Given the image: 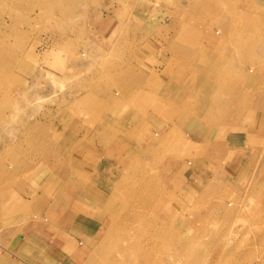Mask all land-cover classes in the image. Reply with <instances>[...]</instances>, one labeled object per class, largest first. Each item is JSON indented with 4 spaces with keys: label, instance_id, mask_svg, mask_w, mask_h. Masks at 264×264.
Wrapping results in <instances>:
<instances>
[{
    "label": "rangeland",
    "instance_id": "rangeland-1",
    "mask_svg": "<svg viewBox=\"0 0 264 264\" xmlns=\"http://www.w3.org/2000/svg\"><path fill=\"white\" fill-rule=\"evenodd\" d=\"M109 9L125 24L111 38L106 37L110 27L103 22ZM158 12L173 22L207 26L222 40L225 67L213 64V71L220 67L222 74L221 78L215 74L219 85L213 103L264 109V0H0L3 197L24 182L28 199L35 204L59 198L66 185L93 183L95 177L87 171L90 126L96 120L90 113L104 115L101 123H123L130 112L127 101L121 111L101 110L110 106L115 92L123 95L130 64L122 59L138 50L133 45L108 48L105 40L137 39V45L151 39L157 24L165 21ZM129 24L138 25L131 29ZM201 97L188 99L196 104ZM80 108H85L82 117ZM212 114L210 120L218 124L228 112ZM145 121L156 137L157 124L151 118ZM226 130L222 128L219 138L226 137ZM107 132L122 133L112 124ZM260 139L263 142L256 147L262 148L247 155L236 176L222 179L211 164L213 175L207 174L204 186L195 192L192 207L185 203L189 194L181 190L191 171L186 159L171 168L168 159L154 157V152L142 159L133 157L129 171L115 178L114 189L104 197L107 205L99 201L105 204L103 231L78 263L50 256L39 243L28 259L12 249L8 236L0 240L4 244L0 253L11 264H264V137ZM171 185L178 191H171ZM192 215L200 219L190 226L186 218ZM28 220L5 219L0 232L3 227L33 225ZM6 257L0 264H9ZM50 257L53 260L48 261Z\"/></svg>",
    "mask_w": 264,
    "mask_h": 264
},
{
    "label": "crops",
    "instance_id": "crops-1",
    "mask_svg": "<svg viewBox=\"0 0 264 264\" xmlns=\"http://www.w3.org/2000/svg\"><path fill=\"white\" fill-rule=\"evenodd\" d=\"M158 14H161L158 18L165 21L157 24V32L154 31L152 36L154 38L148 37L137 45V39L134 42L114 38V43L105 40L108 48L133 45L138 50L135 55H127L122 59V62L130 64L124 76L126 81L122 84L123 95L115 92L116 97L109 98L110 106L101 110L103 113L106 110L109 114L121 111L127 106L124 102L127 101V112L130 111V114L123 116L122 124H114L122 133L119 136L110 135L107 130L111 124L114 126V122L101 123L104 115H100L98 111L96 114L90 113L91 120H96L90 126L91 161L90 170L87 171L95 177V180L92 179L93 183L74 184L72 188L66 185L59 198L47 202L41 200V203L35 204L28 199V188L24 186L27 183L23 182L10 190L4 194L5 197L1 192L0 223L5 219L26 222L28 217L27 222H33V225L25 223L24 227L10 226L1 229L0 240L10 237L11 241L8 242L13 245L15 252L30 259L35 254V244L39 243L49 249L50 256L67 263L80 262L103 231L105 221L102 205H107L104 197L114 189L115 178L129 171L131 159L135 156L142 159L154 152V157L168 159L167 164L171 168H177L178 161L186 159L191 171L187 173L189 177L181 190L192 199L200 185L204 186L207 174L212 177L211 164L217 168L215 174L220 178L233 177L238 174L247 155L262 148L256 146L263 142L260 137H264V109L258 106L242 107L240 104L227 103L219 106L213 103L212 96L217 89L216 85H219V82L214 81L215 74H220V67L217 72L213 71V64L219 63L221 69L225 67L226 57L221 54L222 40L216 39L214 31L207 26H189L183 21L173 22V18L163 17L165 12ZM104 16V27H110L107 28V38L125 27L110 9ZM132 25L127 26L136 28L138 24ZM182 33L185 36L182 37ZM210 65L213 66L212 69ZM218 77L221 78L222 74ZM196 94L202 97L196 100V104L191 103L188 97ZM162 106L164 109L161 108L162 112L156 115L155 111ZM84 109H78L80 117ZM213 111L228 112L227 119L224 120L227 124H215L213 119L211 121ZM162 116L171 119L163 120ZM145 117L151 118L159 127L156 137H153ZM222 128L228 129L224 132L226 137L219 138ZM101 131L105 135H99ZM84 134L85 132L77 137L83 138ZM175 171L177 175V169ZM105 179L107 182L104 184ZM170 190L178 191L173 185ZM71 191L73 193L69 194ZM191 199L185 200L187 206L194 205L195 199ZM101 200L104 201L103 204L99 202ZM197 219L200 217L192 215L186 218V222L192 226L198 223ZM47 237L51 243H47ZM1 249H4L2 241ZM1 252L0 262L6 257ZM50 258L48 261L53 260ZM44 260L43 258L41 261ZM10 261L9 264L12 263Z\"/></svg>",
    "mask_w": 264,
    "mask_h": 264
}]
</instances>
